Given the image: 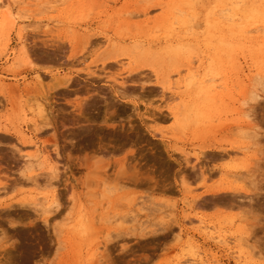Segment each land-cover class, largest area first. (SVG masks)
<instances>
[{
    "label": "rangeland",
    "instance_id": "374dc122",
    "mask_svg": "<svg viewBox=\"0 0 264 264\" xmlns=\"http://www.w3.org/2000/svg\"><path fill=\"white\" fill-rule=\"evenodd\" d=\"M263 178L264 0H0V264H264Z\"/></svg>",
    "mask_w": 264,
    "mask_h": 264
},
{
    "label": "bare ground",
    "instance_id": "6f19581e",
    "mask_svg": "<svg viewBox=\"0 0 264 264\" xmlns=\"http://www.w3.org/2000/svg\"><path fill=\"white\" fill-rule=\"evenodd\" d=\"M110 52H111V51H110ZM107 56H108V55H107ZM102 58H104V57H102ZM195 168H196V167H195ZM251 168H253V167H251ZM251 168H250V169H251ZM206 170H207V169H206ZM205 172H206V171H205ZM203 174H204V173H203ZM196 175H197V174H196ZM263 179H264V178H263ZM136 180H137V179H136ZM256 183H257V182H256ZM250 185H251V184H250ZM255 186H256V185H255ZM222 190H224V189H222ZM233 190H234V189H233ZM218 191H219V190H218ZM218 191H216V193H217ZM220 191H221V190H220ZM220 191H219V192H220ZM250 192H251V191H250ZM210 193H211V192H210ZM212 193H213V192H212ZM253 200H254V199H253ZM243 201H244V200H243ZM247 201H248V200H247ZM251 201H252V200H251ZM249 202H250V201H249ZM258 202H259V201H258ZM259 203H260V202H259ZM261 205H262V204H261Z\"/></svg>",
    "mask_w": 264,
    "mask_h": 264
}]
</instances>
